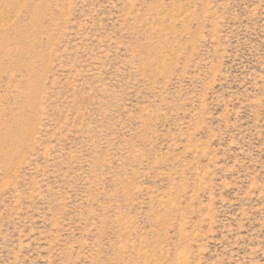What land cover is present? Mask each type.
<instances>
[{
  "label": "rangeland",
  "instance_id": "obj_1",
  "mask_svg": "<svg viewBox=\"0 0 264 264\" xmlns=\"http://www.w3.org/2000/svg\"><path fill=\"white\" fill-rule=\"evenodd\" d=\"M0 264H264V0H0Z\"/></svg>",
  "mask_w": 264,
  "mask_h": 264
}]
</instances>
